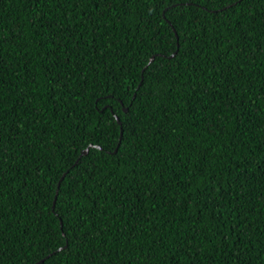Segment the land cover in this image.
<instances>
[{"label": "trees", "instance_id": "1", "mask_svg": "<svg viewBox=\"0 0 264 264\" xmlns=\"http://www.w3.org/2000/svg\"><path fill=\"white\" fill-rule=\"evenodd\" d=\"M0 264H264V0H0Z\"/></svg>", "mask_w": 264, "mask_h": 264}, {"label": "water", "instance_id": "2", "mask_svg": "<svg viewBox=\"0 0 264 264\" xmlns=\"http://www.w3.org/2000/svg\"><path fill=\"white\" fill-rule=\"evenodd\" d=\"M127 111V110H126ZM119 123H120V121H118ZM88 153V150H86V151H84L83 153H82V155H85V154H87Z\"/></svg>", "mask_w": 264, "mask_h": 264}]
</instances>
